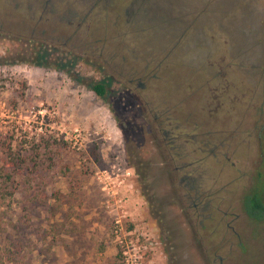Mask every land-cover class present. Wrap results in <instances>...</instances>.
Segmentation results:
<instances>
[{"label":"rangeland","instance_id":"rangeland-1","mask_svg":"<svg viewBox=\"0 0 264 264\" xmlns=\"http://www.w3.org/2000/svg\"><path fill=\"white\" fill-rule=\"evenodd\" d=\"M31 1L0 0V169L25 161L0 209L25 229L4 264H264V224L244 212L259 173L264 201V0H151L167 19L171 3L184 23L201 13L177 51L201 69L177 151L156 119L167 93L141 92L96 42L112 13L75 30ZM73 1L55 7L85 10Z\"/></svg>","mask_w":264,"mask_h":264},{"label":"trees","instance_id":"trees-1","mask_svg":"<svg viewBox=\"0 0 264 264\" xmlns=\"http://www.w3.org/2000/svg\"><path fill=\"white\" fill-rule=\"evenodd\" d=\"M121 1L74 0V6H81L85 9L83 12L76 8L70 11L66 9L68 7L61 10L55 7L57 3L67 5L64 0H32L25 8L27 13V10L32 11L34 4L39 5V8L49 17V20L57 21L64 26H73L75 30L87 18L91 21L89 16L94 11L103 13L107 17L112 13L114 17L112 21L114 22L109 24L108 20H105L107 23L103 27L104 37L102 39L98 38L96 42L102 45V49L109 58L115 57L118 62L121 61L129 66L127 77L130 83H137L136 86L141 92L149 95L155 93L153 88H156L158 92L163 90L164 93H167L166 102L164 101L167 109L161 113L157 112L159 118L156 119H158L159 132L169 142L168 147L177 151L173 141L180 135L189 138L187 128L197 127L199 123L197 75L201 72L200 68H195L186 61L183 63L178 62L177 51L181 43L193 35L189 32L192 28H195V20L200 17L201 13L194 17V12L190 8L191 17L193 18L184 23V9L180 6L176 7L174 3L169 4L172 8L169 19H167L162 13V15L155 13L157 9L153 7L151 0ZM125 3L127 4L124 5ZM181 24L183 29L179 30ZM110 43H114V46L112 47ZM10 53L12 54V52ZM34 55L37 61L35 62L36 65L48 66V64L42 62L47 53L38 50L34 51ZM4 59L6 61V57H1V61ZM19 61L27 62L28 60L23 57L19 58ZM134 61L136 64H134ZM55 67L62 70L59 65ZM91 89L99 97H105L107 94V86L102 82L94 83ZM158 106L159 103L156 107L158 108ZM163 116H165L164 119ZM181 124L185 126V132H180L183 128ZM176 153L179 155L178 152ZM14 156L16 159L13 158L15 162L12 168L8 170L0 169V180L3 184L0 183V209L5 205L4 201L7 200L8 196L12 197L14 195L13 192L7 191V183L11 182L12 184L16 181L15 179L21 173L20 169L25 162L23 159L20 160L22 164L18 162L19 153ZM261 156H263L264 161V150ZM139 174L142 178H146L148 171L142 169ZM261 181L262 175L259 173L257 186L245 197L244 212L251 220L264 224ZM6 207H10V205L7 204ZM5 220L8 227L3 228L1 222ZM23 223L24 221L19 216L16 218L13 216L0 217V264H4V258L11 260L20 253L23 245V232L25 231Z\"/></svg>","mask_w":264,"mask_h":264}]
</instances>
